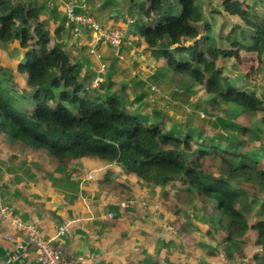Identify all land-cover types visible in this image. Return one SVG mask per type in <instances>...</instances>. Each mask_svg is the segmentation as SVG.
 I'll use <instances>...</instances> for the list:
<instances>
[{"label":"trees","instance_id":"trees-1","mask_svg":"<svg viewBox=\"0 0 264 264\" xmlns=\"http://www.w3.org/2000/svg\"><path fill=\"white\" fill-rule=\"evenodd\" d=\"M217 2L211 12L237 18L248 37L239 26V40L230 38L235 27L229 36L215 39L196 0H130L131 9L141 13V18L134 20L129 33L139 36L172 74L188 77L222 103L250 114L261 112L264 125L263 93L258 95L255 85L246 81L243 87L233 83L240 76L224 74L225 60L241 64L244 53L256 56L258 63L264 58V1L261 15L241 0ZM43 8V3L33 0H0V46L7 52L17 45L22 50L14 72L24 80L20 89L16 85L19 77L7 78L6 70L0 68V76L8 83L4 92L0 81V134L8 142H25L26 147L48 153L59 174L75 161L96 159L117 164L125 175L163 194L181 185L188 197L210 208L217 219L214 227L202 219L205 258L222 255L233 262L236 256L264 264V169L258 168L264 149L256 145L244 149V141L236 137L247 129L220 121L221 136H213L208 146L200 142L194 149L191 145L200 138L192 141L188 122L183 128L172 123L165 131L170 118L158 112L131 114L121 97L104 91L105 81L123 94L127 89L126 84H114L110 73L98 89H86L79 66L64 51L62 39L58 36L51 41L48 23L40 20ZM52 11L53 16L57 14ZM225 42L230 49L223 46ZM247 61L253 60L249 57ZM127 98L133 105L143 103L145 97ZM235 129L240 132L234 134ZM210 154H217V163Z\"/></svg>","mask_w":264,"mask_h":264},{"label":"crops","instance_id":"crops-1","mask_svg":"<svg viewBox=\"0 0 264 264\" xmlns=\"http://www.w3.org/2000/svg\"><path fill=\"white\" fill-rule=\"evenodd\" d=\"M33 1L38 5L43 3L44 8L40 20L48 23V30H50L51 23L56 25H54V28L57 29V33L54 37H50L51 41H57L59 36L62 39L64 51L72 56V59L76 58V61L73 62L80 69L83 63H78V60L82 57L83 51L87 55L86 45L89 42V37L78 39L68 30H65L63 28V14L57 13L53 16L52 9L47 7V3L51 0ZM120 2L121 0H80V4L86 5L89 14L108 28L124 27L126 22L131 19L129 16H123V7ZM115 11H119L120 15L115 16ZM259 14L261 15V12ZM55 16H58V18ZM215 37H217L216 34ZM125 40V46H129L127 44L131 46L132 40L139 45L141 44V48L146 50V57L152 60L151 53L146 49L143 40L139 36L128 33ZM128 41L129 43H127ZM224 44L226 43H223V46ZM100 52L104 61L108 55L112 57L106 46L100 47ZM124 52L123 49V54ZM130 55L132 56L131 52ZM130 57L126 58L124 62L128 63ZM133 59L135 60L134 57ZM134 64L136 69H131L134 66H130V69L135 73L138 74L137 69L145 71L141 63L136 61ZM91 67L93 70L96 67L93 61H91ZM90 79L84 80L86 89ZM125 93H129V91H125ZM115 95L120 98L118 94ZM133 105L140 107L145 103L141 102ZM137 107L135 110H131V112L134 111L132 113L128 111L131 114L144 115L156 112L154 109H150L149 112L141 113L139 107V110H137ZM50 158L44 159L46 161L44 164L36 158V151H31L29 148L21 147L16 143L12 144L0 134V191L3 202L8 206L10 214L24 224H31L36 227L45 239L54 237L56 228L63 220L73 216H81L85 219L79 226L71 228V234L68 237L53 241V246L61 249L68 259L77 261V264H166L167 262L168 264H178L187 253H190L185 252L184 248L176 243V239L173 238L183 234L180 239L185 240L186 237L191 242L189 250H192L191 254L197 258L196 264H199L202 259H206L205 264H222L218 262V258H205V253H202L196 246L197 242L205 239L203 235L202 238H199L200 227L186 220L184 214L183 217L170 214L169 210L163 206L166 199L171 200L169 194H177L176 189L182 188L181 185L172 186L168 194H163L162 190L157 192L158 189L152 185H149L148 189L139 188L138 191H133V185H135L133 179L136 177L125 175L115 163L106 164L96 159H86L85 161L81 159L72 163L64 174H59L55 170V160L52 157ZM84 164H86V168ZM75 170H80L81 173L79 174L78 171L76 173ZM93 171L96 173L95 179L90 181L88 180V174ZM113 174H116L115 176L119 175V177H114ZM122 176H126L128 181L121 180L120 177ZM115 178H117V184L121 183L123 187L121 190L124 189L128 193L129 202L132 201V204L124 211L118 207V203L123 200L118 195L119 192L110 190V185L115 183ZM54 183H57V186H54ZM128 184H132V186ZM73 188L75 196L71 192ZM181 193L185 195V193ZM138 201L146 202L147 207L144 209L146 210L147 219L153 222V228L165 231L166 234H172H170L171 236L167 235L164 238L155 239L153 243L161 245L158 251L156 248L154 252L153 246H156L150 243L147 244L148 250L144 248L143 242L150 239L146 235V231H141L144 234L142 241L133 237L130 230H140L134 227V221L131 220V217L128 219V224L123 231L120 225L115 224L118 216L122 215L123 212L140 210L141 206ZM152 204H159L160 208L159 205ZM169 208L170 211H174V208L181 210L180 208L183 207L181 204L173 203L169 204ZM180 212L177 214L179 215ZM109 213L114 214V218L111 220L107 218ZM188 213L189 211L185 212V214ZM3 236H9L10 241L4 240ZM26 241V236L16 230L10 221L0 220V264H6L5 257L11 254H18L19 257L9 264H39L33 248ZM22 246L28 247L25 256L21 255ZM164 249L167 250L166 262L162 261ZM81 259L84 260L78 262ZM187 261L190 262V259L188 258Z\"/></svg>","mask_w":264,"mask_h":264},{"label":"rangeland","instance_id":"rangeland-1","mask_svg":"<svg viewBox=\"0 0 264 264\" xmlns=\"http://www.w3.org/2000/svg\"><path fill=\"white\" fill-rule=\"evenodd\" d=\"M35 1H44V0H35ZM218 0H196V6L200 9V12L203 13L204 20L208 21L211 23V26L214 33L216 35H220L222 37H225L226 35L229 36L231 28H236L235 32L230 35V38L234 40H239V32L238 27L240 26L242 29L244 27L241 25V22L237 18H229L224 16L223 14L217 15L211 12L218 6ZM245 3L249 4L251 6L252 10L256 11L258 14L261 12L262 6H263V1L264 0H243ZM34 2V1H33ZM40 3V2H39ZM120 4L123 7V16H129L131 19L139 20L141 18V13H137L135 10H131V3L130 0H121ZM50 25V35L54 37L56 35L57 31L54 28V23H51ZM56 26V25H55ZM197 29H199V25L196 26ZM245 30V29H244ZM223 32V34H222ZM242 32V31H241ZM126 32V36H127ZM222 34V35H221ZM245 35L248 37V32L245 30ZM89 37V36H88ZM217 39V37H215ZM90 41V39H89ZM126 41V40H125ZM125 41L123 42L122 46V57L124 58L123 60H117L113 59L111 56H107L105 58V63L108 69V73H110L111 78L115 83H121L124 85L126 83L127 90L129 93H122L119 89L117 90L116 87H110L107 86V82L105 81L104 84L102 85V88H104V91H107L108 93L113 92L114 94H118L125 106L128 104L131 106H127L128 110L131 112V110L136 109V105H132L126 101L128 100L127 96H135V95H140L144 94V103L145 105H141L139 107L140 112H149L148 110L154 109V111L158 112L159 114L163 115L166 118H170L171 122L167 121V124L165 125V131L169 130V125L172 123H176V125L179 128L186 127L184 124L187 122L190 124V132H191V139L192 141H196V143H193L194 145H191L194 149L196 148L195 145L199 144L202 142L204 145H210L213 139V136L215 138H218L221 136V124L220 121L225 122L226 124H231L234 125L235 127H240V128H246L247 130L244 131V135H237L236 139L241 138L244 141V149L249 150L252 146L256 145L264 149V125L261 123L262 121V113L257 112L256 114H250L249 112L245 111L244 109L234 107L225 103H222L218 97H211L209 96L205 91L204 88L192 80H190L188 77L184 76H177L172 74L169 69L167 68L165 61L159 57V56H151L153 67L145 72L138 70V75L140 76L137 79L132 78L131 76V71L135 70L136 67L134 66L136 61L133 59V57L130 55V52L132 51L133 47L141 48V44L139 45L137 42L134 40L132 45L127 44L129 46H125ZM226 41V40H224ZM52 43V42H51ZM129 43V41L127 42ZM226 43V42H225ZM221 44V42H220ZM145 45V44H144ZM14 46V45H13ZM50 46V45H49ZM226 49L229 48V44H224ZM51 47V46H50ZM102 47V46H101ZM126 47V48H125ZM143 47V46H142ZM11 49V48H9ZM123 49L125 50L123 54ZM145 49H143V53H145ZM3 50L0 46V68H4L6 70L7 78L9 76H14L19 77L18 80L16 81V85L18 88L22 89L24 87L23 84V77L18 76L17 73L14 72V67L16 66L17 61H19L18 56L22 53V50L19 48V46H14L12 50L8 51ZM127 53V55H126ZM88 55V54H87ZM86 55V52H82V57L78 60V63L81 62L83 64L82 67L80 68V77L81 79H90L92 75V70L93 68H90L91 61L89 60L90 57ZM131 56V57H130ZM147 56V55H146ZM89 57V58H88ZM129 62L125 63V59L129 58ZM252 58L253 61H247V59ZM74 58V57H73ZM73 61H76L75 59H72ZM86 61V62H85ZM221 65H226V69L224 71V74L229 76L230 78L234 76H240L241 78L238 80H233V83L236 85H241L243 87V84H246L248 82L249 84H254L255 87L258 90V95L260 93H263L264 97V58L262 57L261 61L258 63L256 56H249L247 54H242V63L241 64H236L233 63L232 61H224L223 63H220ZM130 66H134L130 69ZM254 70H252V68ZM83 74V75H81ZM247 74V78H244L245 75ZM84 77V78H83ZM145 78L147 83L139 81L140 78ZM4 75L0 76V81H2V90L4 92L8 91V83L4 79ZM150 84H154L157 89L159 90L158 94L153 95V103L148 102V87ZM128 85V86H127ZM177 89L179 93H175L174 90ZM165 97V98H164ZM170 97V98H167ZM124 100V101H123ZM188 106L190 111H193L191 114H187L185 111V107ZM137 107V110H139ZM134 112V111H132ZM131 112V113H132ZM203 112L206 117L210 118L213 116L220 115L216 121H211L208 119H203L201 120L198 116L197 113ZM171 113L172 115H170ZM166 123V122H165ZM188 125V124H186ZM184 131V130H183ZM234 134H237L238 131L235 129ZM183 134V133H182ZM199 137V138H198ZM198 138V139H197ZM235 139V140H236ZM234 140V139H233ZM235 140L232 142V146L235 145ZM11 143V142H10ZM16 144L20 145L21 147L24 148H29L26 147L25 142L20 143V142H15ZM12 143V144H15ZM31 151H36V158L40 159L42 162H45L44 159H51L50 155L42 150L39 149H34V148H29ZM189 159H191V154H187ZM210 157L215 160L217 163L218 156L217 154H210ZM86 159H82V161H85ZM258 168L259 169H264V156L258 160ZM20 163V162H19ZM84 167L86 168V164H84ZM78 170H75L77 173ZM78 173L80 174L81 171L79 170ZM116 174H113L114 177H119V175L115 176ZM121 180L125 179L128 181L126 176L120 177ZM117 178H115V183L110 185V190L111 191H118L119 196L123 199L121 202H129L128 198L129 195L128 193L121 188V183L117 184L116 183ZM135 185H133V191H138V189H148L149 187L148 184H145L142 180L139 178H134L133 179ZM144 183V184H143ZM132 186V184H128ZM142 185V186H141ZM54 186H57V183H54ZM59 189L60 187H55ZM176 189V188H174ZM178 191L177 194L170 195L169 198L171 200L166 199V202L164 201L163 206L168 209L170 214H174L175 216H180L184 217L186 220H189V222H193L196 224V226L200 227V237L202 238V235L205 233L206 225L202 219H206L205 221L209 223L211 227H214L217 223V219L214 215L210 214V208H204L201 206L200 203L196 202L192 197H188L187 194L183 195L181 192H183L180 189H176ZM180 191V192H179ZM73 195L75 196V190H71ZM158 192V191H157ZM1 193V192H0ZM184 193V192H183ZM2 196V195H1ZM147 194L145 195V197ZM3 199V198H2ZM175 199V200H173ZM128 200V201H127ZM120 203V202H119ZM118 203V207L120 210L124 211V208H121ZM181 204L183 208H180L181 210H177L174 208V211H170L169 204ZM197 204L198 207H195L194 205ZM152 205H157V204H152ZM159 205V204H158ZM157 205V206H158ZM160 208V205H159ZM140 210L138 211H125L122 213V215L118 216L117 220L115 221V224L120 225L122 228V231L125 229L126 225L128 224V219L131 217V220L134 221V227L136 229H139L140 231L136 230H130L132 233L133 237L136 238L139 241H142V237L144 234L141 231H146L148 237L151 239H146L145 242H143L144 248L148 250V243L155 245L156 247L153 246L154 252L157 248V251L160 249V244L153 243L155 239L158 238H164L165 236H171L169 233L166 234L165 231H160L158 229L153 228V222L150 219H147V214L146 210L144 208H139ZM179 209V208H178ZM181 211V212H180ZM186 211H189L188 214H185ZM178 212L179 215L177 214ZM197 215V216H196ZM205 226V228H203ZM202 230V231H201ZM147 237V238H148ZM183 237V234H180L177 237H173L176 239V243L180 244L181 247L184 248L185 252H190L189 254L185 257H183L182 260L178 262V264H196L197 258L194 257L191 253L193 252L190 249V244L191 242L185 237V240L180 239ZM252 239H254V235L251 234ZM205 239H201L199 242L196 243V246L200 249L202 253H205V249H207L204 245ZM158 245V247H157ZM212 246L214 243L211 244ZM162 261L166 262L165 257L167 256V250H163L162 252ZM6 258V257H5ZM188 258L190 259V262H188ZM233 262H227L226 258L221 255V257L218 258V262L223 263V264H251L250 261L247 259H243L240 257L234 256ZM168 264V262L166 263Z\"/></svg>","mask_w":264,"mask_h":264},{"label":"built area","instance_id":"built-area-1","mask_svg":"<svg viewBox=\"0 0 264 264\" xmlns=\"http://www.w3.org/2000/svg\"><path fill=\"white\" fill-rule=\"evenodd\" d=\"M47 7L54 9L56 13L63 14V28L68 30L75 38L80 39L81 37L89 36L90 41L86 45L87 54L91 61L97 63L98 67L93 71L88 88L98 89L99 85L104 82V77L108 71L103 55L100 52V47L106 46L110 50L113 58L122 60L121 49L123 42L126 39V32L132 25V21H128L124 27H105L89 14L86 5L83 3L80 4V0H51L47 3ZM131 53L135 60L143 65L145 72L153 67L152 62L143 53L142 48L133 47ZM131 76L134 79L140 77L135 71H132ZM139 81L147 83L146 79L142 77ZM148 92V102L153 103V95L158 94L159 90L154 84H150ZM174 92L178 93L179 91L175 89ZM185 111L187 114L193 112L190 111L188 106L185 107ZM197 116L201 120L208 119L216 121L220 115L208 118L203 112H200L197 113ZM95 174V171L89 173L88 180L93 181L95 179ZM130 203H132V201H124L120 202L119 205L125 210L129 207ZM138 204L143 208L147 207L144 201H138ZM113 217V213H109L107 216L109 220L113 219ZM0 220L10 221L16 230L22 232L26 236V242L33 248L36 260L39 264H77V261L68 259L61 249L55 248L53 246V241L68 237L71 234V228L73 226H79L85 221L83 217L73 216L63 220L56 228L54 237L45 239L36 227L31 224H24L10 214L9 208L4 204L0 193ZM2 238L6 241H10L9 236H3ZM27 251V246L21 247L22 256H25ZM18 257V254H11L5 258V263L9 264L14 262ZM82 260L84 259H81L78 262H81Z\"/></svg>","mask_w":264,"mask_h":264},{"label":"clouds","instance_id":"clouds-1","mask_svg":"<svg viewBox=\"0 0 264 264\" xmlns=\"http://www.w3.org/2000/svg\"><path fill=\"white\" fill-rule=\"evenodd\" d=\"M130 20L132 21V25H133V23H134V20H132V19H129L128 21H130ZM128 21H127V22H128ZM127 22H126V23H127ZM132 25H131V26H130V28L128 29L127 33H129V30H130V29H132ZM91 78H92V77H91ZM90 80H91V79H90ZM178 93H179V92H178ZM145 203H146V202H145ZM130 204H132V203H130ZM7 207H8V206H7Z\"/></svg>","mask_w":264,"mask_h":264},{"label":"water","instance_id":"water-1","mask_svg":"<svg viewBox=\"0 0 264 264\" xmlns=\"http://www.w3.org/2000/svg\"><path fill=\"white\" fill-rule=\"evenodd\" d=\"M114 15H115V16H119V15H120V12H119V11H115V12H114Z\"/></svg>","mask_w":264,"mask_h":264}]
</instances>
